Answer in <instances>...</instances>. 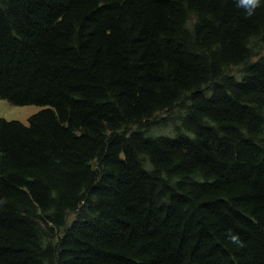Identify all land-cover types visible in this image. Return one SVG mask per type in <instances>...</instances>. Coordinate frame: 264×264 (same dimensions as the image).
Segmentation results:
<instances>
[{
  "label": "trees",
  "instance_id": "obj_1",
  "mask_svg": "<svg viewBox=\"0 0 264 264\" xmlns=\"http://www.w3.org/2000/svg\"><path fill=\"white\" fill-rule=\"evenodd\" d=\"M0 100V264H264V0H0Z\"/></svg>",
  "mask_w": 264,
  "mask_h": 264
},
{
  "label": "rangeland",
  "instance_id": "obj_2",
  "mask_svg": "<svg viewBox=\"0 0 264 264\" xmlns=\"http://www.w3.org/2000/svg\"><path fill=\"white\" fill-rule=\"evenodd\" d=\"M40 107L36 106H24L16 107L12 106L4 100H0V118L5 120H15L22 123H26L27 119L33 114L40 111Z\"/></svg>",
  "mask_w": 264,
  "mask_h": 264
},
{
  "label": "clouds",
  "instance_id": "obj_3",
  "mask_svg": "<svg viewBox=\"0 0 264 264\" xmlns=\"http://www.w3.org/2000/svg\"><path fill=\"white\" fill-rule=\"evenodd\" d=\"M259 3L260 0H237V6L246 9L249 15H251L254 9L259 6ZM231 240L239 243L238 236H231Z\"/></svg>",
  "mask_w": 264,
  "mask_h": 264
}]
</instances>
